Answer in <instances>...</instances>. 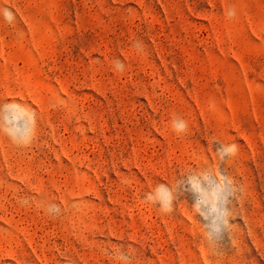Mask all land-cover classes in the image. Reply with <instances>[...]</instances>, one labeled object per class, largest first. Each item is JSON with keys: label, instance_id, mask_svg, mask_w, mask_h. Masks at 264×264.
<instances>
[{"label": "rangeland", "instance_id": "obj_1", "mask_svg": "<svg viewBox=\"0 0 264 264\" xmlns=\"http://www.w3.org/2000/svg\"><path fill=\"white\" fill-rule=\"evenodd\" d=\"M0 264H264V0H0Z\"/></svg>", "mask_w": 264, "mask_h": 264}, {"label": "clouds", "instance_id": "obj_2", "mask_svg": "<svg viewBox=\"0 0 264 264\" xmlns=\"http://www.w3.org/2000/svg\"><path fill=\"white\" fill-rule=\"evenodd\" d=\"M233 149H234V146H233Z\"/></svg>", "mask_w": 264, "mask_h": 264}]
</instances>
